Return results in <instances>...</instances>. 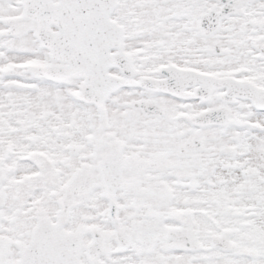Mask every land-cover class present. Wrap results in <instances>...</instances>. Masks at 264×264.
Returning <instances> with one entry per match:
<instances>
[{"label": "snow or ice", "instance_id": "snow-or-ice-1", "mask_svg": "<svg viewBox=\"0 0 264 264\" xmlns=\"http://www.w3.org/2000/svg\"><path fill=\"white\" fill-rule=\"evenodd\" d=\"M0 264H264V0H0Z\"/></svg>", "mask_w": 264, "mask_h": 264}]
</instances>
